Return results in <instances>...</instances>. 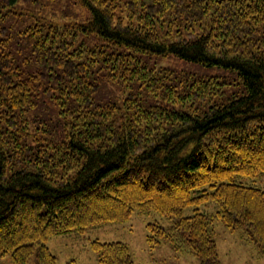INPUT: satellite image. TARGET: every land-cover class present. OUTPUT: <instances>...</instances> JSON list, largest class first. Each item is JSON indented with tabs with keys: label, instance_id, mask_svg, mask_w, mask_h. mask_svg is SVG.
I'll return each instance as SVG.
<instances>
[{
	"label": "trees",
	"instance_id": "obj_1",
	"mask_svg": "<svg viewBox=\"0 0 264 264\" xmlns=\"http://www.w3.org/2000/svg\"><path fill=\"white\" fill-rule=\"evenodd\" d=\"M19 1L0 0V257L58 264L49 238L157 212L150 247L220 264L209 201L264 255V190L240 181L264 175V0H73L88 15L64 24ZM157 55L226 68L243 91ZM90 247L140 264L125 242Z\"/></svg>",
	"mask_w": 264,
	"mask_h": 264
},
{
	"label": "rangeland",
	"instance_id": "obj_2",
	"mask_svg": "<svg viewBox=\"0 0 264 264\" xmlns=\"http://www.w3.org/2000/svg\"><path fill=\"white\" fill-rule=\"evenodd\" d=\"M18 5L39 10L38 14L57 24H64L74 19L81 21L88 15L87 10L73 0H39L38 4H35L33 0H20ZM145 60L148 66L158 70L182 71L203 77L218 76L219 79L229 82L228 85H223L226 91L239 92L242 90L238 82L230 77V71L220 66H204L175 55H157L145 57ZM118 92L121 93V91L116 93ZM240 181L264 190V175L254 179L243 178ZM200 208L202 211L207 210L208 213H212V226L215 230L220 264H264V255L257 254L254 244L240 235L242 231L230 230L214 214L217 208L214 202L209 201ZM192 212V207H187L183 214L187 216ZM150 221H159L164 224L166 218L157 212H151L148 215L134 212L124 222L101 223L90 227L82 234L72 232L55 235L49 238L46 243L57 257L58 264H67L70 259H75L78 264H99L96 253L90 247V241L95 238L100 241L125 242L135 263L200 264L197 256L190 253L176 252L165 240L157 246L150 247L146 242V223ZM11 263L9 253L0 257V264ZM27 264H33L32 257Z\"/></svg>",
	"mask_w": 264,
	"mask_h": 264
}]
</instances>
